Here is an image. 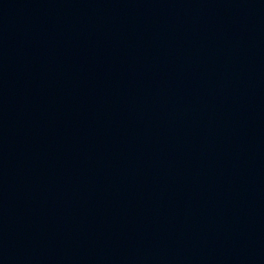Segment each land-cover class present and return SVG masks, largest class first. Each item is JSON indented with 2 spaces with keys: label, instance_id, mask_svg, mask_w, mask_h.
Listing matches in <instances>:
<instances>
[{
  "label": "water",
  "instance_id": "obj_1",
  "mask_svg": "<svg viewBox=\"0 0 264 264\" xmlns=\"http://www.w3.org/2000/svg\"><path fill=\"white\" fill-rule=\"evenodd\" d=\"M0 264H264V0H0Z\"/></svg>",
  "mask_w": 264,
  "mask_h": 264
}]
</instances>
